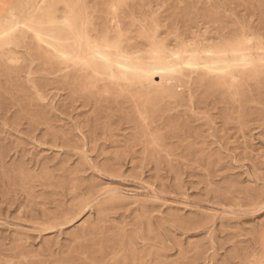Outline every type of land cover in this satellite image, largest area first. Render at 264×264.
<instances>
[{
  "label": "rangeland",
  "instance_id": "374dc122",
  "mask_svg": "<svg viewBox=\"0 0 264 264\" xmlns=\"http://www.w3.org/2000/svg\"><path fill=\"white\" fill-rule=\"evenodd\" d=\"M262 210L264 0H0V264H264Z\"/></svg>",
  "mask_w": 264,
  "mask_h": 264
},
{
  "label": "bare ground",
  "instance_id": "6f19581e",
  "mask_svg": "<svg viewBox=\"0 0 264 264\" xmlns=\"http://www.w3.org/2000/svg\"><path fill=\"white\" fill-rule=\"evenodd\" d=\"M65 5H66V4H65ZM17 19H18V18H17ZM51 22H52V21H51ZM67 28H68V26H67ZM9 29H10V28H9ZM67 30H68V29H67ZM5 32H6V31H5ZM5 32H4V33H5ZM35 32H36V31H35ZM60 32H61V31H60ZM36 33H37V32H36ZM55 33H56V32H55ZM55 33H54V34H55ZM36 36H37V35H36ZM75 39H76V38H75ZM78 41H79V40H78ZM78 41H76V42H78ZM59 45H60V44H59ZM67 45H68V44H67ZM70 45H71V44H70ZM74 45H75V44H74ZM68 46H69V45H68ZM96 47H97V46H96ZM96 47H94V48H96ZM68 48H69V47H68ZM72 48H73V47H72ZM78 48H79V46H78ZM56 49H57V47H56ZM76 49H77V48H76ZM99 49H100V48H99ZM243 49H244V48H243ZM244 50H245V49H244ZM59 51H60V50H59ZM59 51H58V52H59ZM64 51H65V50H64ZM64 51H63V52H64ZM72 51H73V50H72ZM67 52H68V51H67ZM77 52H78V51H77ZM59 53H61V51H60ZM64 53H66V52H64ZM97 53H98V52H97ZM68 55H69V54H68ZM71 55H72V54H71ZM92 55H94V54H92ZM100 55H102V53H100ZM242 55H243V53H242ZM61 56L63 57V54H62ZM94 56H96V55H94ZM243 56H244V55H243ZM68 57H69V56H68ZM104 57H105V56H104ZM69 58H70V57H69ZM81 58H82V57H81ZM64 59H65V58H64ZM70 59H71V58H70ZM89 59H90V58H89ZM86 60H87V59H86ZM105 60H106V59H105ZM105 60H104V61H105ZM108 60H109V59H108ZM92 61H94V60H92ZM92 61H91V62H92ZM221 61H222V60H221ZM86 62H87V61H86ZM86 62H85V63H86ZM106 62H107V61H106ZM111 63H113V61H112ZM83 64H84V63H83ZM102 64H103V63H102ZM106 64H107V63H105V65H106ZM90 65H94V64H90ZM113 66H114V65H113ZM115 66H116V65H115ZM119 66H120V65H119ZM89 67H91V66H89ZM89 67H87V68H89ZM117 67H118V66H117ZM110 68H111V67H110ZM121 68H122V67H121ZM125 68H126V67H125ZM91 69H92V67H91ZM123 70H125V69H123ZM121 71H122V69H121ZM89 77H90V76H89ZM263 240H264V237L262 238V241H263ZM262 244H264V243H262ZM263 250H264V249H263ZM263 255H264V254H263Z\"/></svg>",
  "mask_w": 264,
  "mask_h": 264
},
{
  "label": "snow or ice",
  "instance_id": "6c2138e0",
  "mask_svg": "<svg viewBox=\"0 0 264 264\" xmlns=\"http://www.w3.org/2000/svg\"><path fill=\"white\" fill-rule=\"evenodd\" d=\"M262 211H264V210H262Z\"/></svg>",
  "mask_w": 264,
  "mask_h": 264
}]
</instances>
